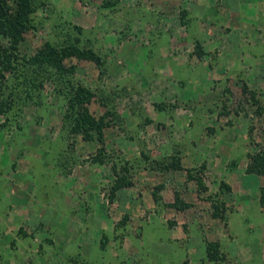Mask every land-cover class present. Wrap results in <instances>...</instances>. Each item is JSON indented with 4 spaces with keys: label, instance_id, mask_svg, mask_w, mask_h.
<instances>
[{
    "label": "rangeland",
    "instance_id": "374dc122",
    "mask_svg": "<svg viewBox=\"0 0 264 264\" xmlns=\"http://www.w3.org/2000/svg\"><path fill=\"white\" fill-rule=\"evenodd\" d=\"M32 6L23 41L15 47L2 38L1 173L12 179L19 170L24 178L32 166L40 200L59 197L66 212H87L88 196L101 199L112 222L92 264H264V175L247 171L248 154L264 153V74L252 81L247 70L233 69L234 50L221 37L234 18L229 0ZM46 44L93 52L100 62L73 55L64 71L36 63ZM82 86L94 94L89 102L75 99ZM85 108L108 126L85 129ZM223 134L235 148L221 146ZM118 177L131 184L112 200ZM130 197L142 207L135 220L120 212ZM37 207L34 213L43 211ZM40 228L24 235L29 228L21 227V236L40 246L27 260L55 264L63 253L49 247L51 224L38 236ZM209 242L220 243L225 260L210 259ZM9 243L17 249L20 241ZM135 243L142 244L137 254L118 252ZM68 254L71 264H91L82 253Z\"/></svg>",
    "mask_w": 264,
    "mask_h": 264
},
{
    "label": "crops",
    "instance_id": "0c3cea01",
    "mask_svg": "<svg viewBox=\"0 0 264 264\" xmlns=\"http://www.w3.org/2000/svg\"><path fill=\"white\" fill-rule=\"evenodd\" d=\"M229 7L232 16L234 14L233 22L231 28L224 31V35L221 36L220 34V36L223 39L226 38L234 50L233 69H245L252 81H257V76L264 74V0H229ZM208 8V1L201 3L200 9L202 11L208 10ZM222 24H224V21L220 20L219 26L221 27ZM220 36L216 39L219 40ZM221 140L222 147L225 144L226 147L235 148L234 145L226 144L227 142L232 144L228 135L223 134ZM1 172L0 169V264H44L39 260L34 262L27 260L29 253H35L36 255L40 251V246H37V244L34 246V239L28 240L27 237H22L20 230L23 225L27 226L29 231L24 233V235H27V233L34 232L38 225H41L39 236L49 229L50 224L55 246L50 245L49 247L52 251L63 253L61 254L62 259L59 257L55 264H71L67 259L69 256L65 254L75 252L84 254L89 263L92 264L96 249L102 250L100 243L102 242L101 238L104 237L103 232L106 231L107 224L112 222V217L107 222V210H104L107 208L106 204H103L101 199H93L88 196L86 197V202L89 205L87 212L85 208H82L83 210L76 214L72 210L66 212L65 209L68 210V207H61V209L56 205L59 203H62V205L68 204L62 200L59 202V197H53L50 202L56 206H50L48 200H40L37 188L39 186L36 184L38 180L34 179L32 181V175L35 174L32 166L30 173L19 179L17 177L18 172L20 173L19 170L13 172L12 179L9 178L10 174L6 175L7 173L2 174ZM7 172L9 173L10 170ZM28 183L32 187L33 184H36L34 190L36 193L31 194V191L28 190ZM2 184H5L4 188L1 187ZM127 199L128 201H123L124 203L120 202L122 208L120 212H123L122 215L127 214L135 220L137 217L134 216H138L142 212V207L140 208V205L137 206L136 204V202L139 203V199L135 200L131 197ZM144 199L145 203L148 202L150 205L153 202L149 196L144 197ZM36 206L39 209L42 208L43 211L34 213ZM85 214H87V218L84 217ZM84 219L91 220V224H88ZM101 219L105 220L104 223L99 221ZM14 238L20 241L17 249H14V246L9 243ZM141 247L142 244L138 245L137 243L125 245L118 252L127 255L134 254L133 252L137 254L140 252ZM160 248L153 249V252H158ZM115 250L117 251V249ZM105 252L112 256L114 249H107ZM111 263L108 262L107 264Z\"/></svg>",
    "mask_w": 264,
    "mask_h": 264
},
{
    "label": "trees",
    "instance_id": "16d2710c",
    "mask_svg": "<svg viewBox=\"0 0 264 264\" xmlns=\"http://www.w3.org/2000/svg\"><path fill=\"white\" fill-rule=\"evenodd\" d=\"M34 10L32 0H0V56H2V52L5 51L2 38L10 39L12 45L15 47L23 41L25 34L32 26L31 14ZM73 55L80 57L86 56V58L100 62V57L95 55L93 52L85 53L78 47L58 49L51 44H46L42 49H40L33 60L36 63L50 64L58 70L64 71L66 69L64 60ZM93 97L94 94L92 91L82 86L78 88L75 99L78 102H89V100ZM85 112L86 114L84 116H89L90 119V123L87 126H84L85 129L90 130L97 128L102 131V126H108L102 120L100 122L97 121V119L90 114V111L87 108H85ZM87 117L82 119L83 125L88 122ZM84 128L82 127V129ZM248 158L249 166L247 171L249 173L264 175V153L262 151L249 153ZM129 184L131 183L124 181L122 177H118L112 188L111 199L113 200L115 198V194L118 190L128 186ZM222 188H226V190L230 191V187L225 183H222ZM260 204L264 208V193L260 197ZM207 251L211 260L222 261L226 258L220 250L219 242H209Z\"/></svg>",
    "mask_w": 264,
    "mask_h": 264
}]
</instances>
